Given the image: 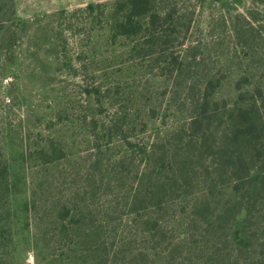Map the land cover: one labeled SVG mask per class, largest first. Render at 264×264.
Listing matches in <instances>:
<instances>
[{
    "label": "trees",
    "instance_id": "trees-1",
    "mask_svg": "<svg viewBox=\"0 0 264 264\" xmlns=\"http://www.w3.org/2000/svg\"><path fill=\"white\" fill-rule=\"evenodd\" d=\"M118 3L116 11L91 15V22L105 16L100 29L106 35L98 48L115 36L145 33L148 39L131 51L157 54L156 67L133 61L130 71L134 81L147 72L157 76L158 84L151 90L137 81L123 94L132 106L107 120L103 102L96 101L101 85L84 88L93 104L89 117L81 110L82 144L89 149L76 158L83 160L82 171L63 203L43 208L53 218L50 223L34 226L47 261L264 264V77H223L219 71L236 66L232 59L218 65L204 51L217 44L208 39L188 43V26L177 28L184 17L172 18L174 6L167 0ZM27 22L17 17L14 0H0V39L13 50L29 30ZM159 22L170 25L159 32ZM174 37H182L184 53L178 56L169 48V41L176 44ZM95 48L86 46L85 59L70 60L69 66L82 76L94 73L96 62L87 57ZM251 77L252 82L246 80L250 87L242 90L240 82ZM150 127L149 139L133 138L135 131ZM34 151L29 160L42 167L68 158L72 150L65 140L60 145L51 140ZM9 211L0 206V223ZM7 243L1 233L0 264H10Z\"/></svg>",
    "mask_w": 264,
    "mask_h": 264
},
{
    "label": "rangeland",
    "instance_id": "rangeland-1",
    "mask_svg": "<svg viewBox=\"0 0 264 264\" xmlns=\"http://www.w3.org/2000/svg\"><path fill=\"white\" fill-rule=\"evenodd\" d=\"M14 1L17 17L28 21L29 30L18 40L15 51L14 46L0 39V206L10 208L0 223V234L3 233L8 242L11 253L6 260L10 264H52L47 261L45 245L36 237L38 230L34 226L45 227L50 223L53 218L43 208L63 203L75 177L82 171L83 160L76 158L89 149L82 144L85 131L81 110H85L84 116L93 104V97L84 88L95 83L101 85L96 101L103 102L101 109L107 120L119 108L132 106L131 101L123 100V94L134 89L137 81L151 90L157 87L156 75L150 77V73L145 72L134 81L130 70L133 61L153 70L158 55L144 51L132 54L134 45L148 39L145 33L115 36L99 50L98 42L106 35L100 29L105 16L103 13L100 20L91 22V15L118 10L119 0ZM167 2L168 6H174L172 18L183 15L185 24L177 28L186 30L188 26V43L199 40L205 44L208 39L210 43H217L204 48L212 60L222 65L224 58L232 59L236 66L219 71L223 77H264V0ZM91 3L100 6L88 8ZM168 25L159 22L157 29L160 32L162 26ZM173 40L176 44L169 41L170 50L176 56L183 54L182 37ZM86 46L96 47V52L87 57V62H96L93 66L96 69L82 76V72L69 66V61L85 59ZM254 77L240 82L242 90L250 87L246 80L252 82ZM165 89L171 90L170 87ZM225 89L229 93L228 84ZM246 93H242L245 98ZM108 96H115V101L109 102ZM162 126L159 123L157 128ZM152 130V127L137 130L133 138L149 139ZM51 140L59 145L62 140L67 141L72 150L69 157L42 167L32 165L29 157L36 154L34 146Z\"/></svg>",
    "mask_w": 264,
    "mask_h": 264
}]
</instances>
